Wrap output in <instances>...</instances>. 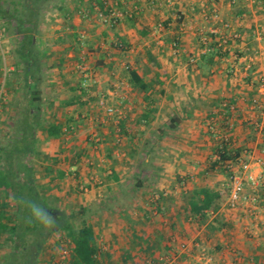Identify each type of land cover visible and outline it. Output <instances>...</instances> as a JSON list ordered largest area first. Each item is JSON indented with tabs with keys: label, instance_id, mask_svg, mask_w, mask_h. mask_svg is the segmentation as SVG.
<instances>
[{
	"label": "crops",
	"instance_id": "crops-1",
	"mask_svg": "<svg viewBox=\"0 0 264 264\" xmlns=\"http://www.w3.org/2000/svg\"><path fill=\"white\" fill-rule=\"evenodd\" d=\"M57 1L51 0L40 25L46 43L39 48L36 42L43 62L35 81L39 88L45 83L46 89H40L36 102L41 103L45 118L37 143L40 159L35 158L42 170H32L36 185L57 214L64 212L57 204L64 194L88 191L89 201L80 202L77 209L88 207L96 213L89 225L106 258L104 264H147V257H157L162 247L175 255L170 243L174 235L165 226L174 230L190 224L191 216L184 213L185 196L195 186L183 183L188 180L190 184L195 173L213 171L208 165L209 150L216 146L211 139L217 134L210 130L211 124L230 128L225 135L232 146L242 149L240 158L251 151L249 159H254L264 150V134L256 130L257 123L264 125V109L252 105L255 97L264 103V0H239L237 10L230 0H154V4L150 0H116L126 13L116 26L98 21V10H107L98 0H67L69 13H60L62 5L57 10ZM214 8L241 38L224 46L228 54L208 68L200 66L207 54L202 51V36L213 39V30L223 27L211 18ZM67 13L68 19H63ZM181 17L187 22L185 28ZM159 23L165 30L155 37L152 31ZM82 32L87 34L84 43L79 38ZM252 56L256 59L248 69ZM84 58L93 74L91 80L79 69ZM3 63L0 58V114L6 109L7 116H0V127L9 125V113L16 106L11 102L17 101L12 96L20 87L14 78L17 64L7 62L5 72ZM48 68L58 71L47 72ZM131 69L138 71L147 89L132 82ZM7 73L12 78L9 89L4 87ZM55 74L59 76H52ZM85 82L89 88L83 86ZM101 100L123 111L119 122L106 114ZM228 101L235 109L227 118L222 108ZM229 168L236 171L235 163ZM157 192L165 197L154 200ZM52 194L57 198L50 197ZM154 208L161 216L149 219L148 210ZM237 209L227 200L220 211L229 223L222 230L223 262L231 264L227 260L231 255L235 264H262L264 237L259 236L264 234V202L259 203L253 218L235 214ZM169 213L173 218L168 222L165 216ZM203 228L205 231L206 226ZM48 245L46 251H50ZM63 250L46 252V256L56 264H69L61 258Z\"/></svg>",
	"mask_w": 264,
	"mask_h": 264
},
{
	"label": "trees",
	"instance_id": "trees-1",
	"mask_svg": "<svg viewBox=\"0 0 264 264\" xmlns=\"http://www.w3.org/2000/svg\"><path fill=\"white\" fill-rule=\"evenodd\" d=\"M89 1L91 3L94 2V0ZM98 1L102 7L107 8L105 0ZM66 2L67 0L55 2L57 10L59 5H64V7L61 6L59 8L60 13L70 12V9L65 7ZM51 3V0H0V27L3 31H11L17 39L16 54L20 59L17 62L15 73L18 75L21 72L23 76L25 74L33 76V67L30 62L34 61L33 57L39 60V55L36 51V49L38 50L36 33L40 32V25L44 20V12L48 6L50 8ZM68 13L64 15L63 19H68ZM130 20L133 23L134 19ZM219 40L220 38L213 34V48L202 56V64L200 66L211 68L216 65L219 59L228 54L224 46L219 45ZM129 73L135 85H139L142 89H147V83L138 71L131 69ZM32 94L33 101L37 102L40 94L39 85L32 89ZM231 106L232 104L228 101L222 108L227 118L233 115ZM232 145L230 137L229 140H223L221 144L217 145L218 158L211 165V169H216L218 166L221 167L223 162L226 163L227 168L230 164L237 163L241 157L242 149L235 148ZM11 167L12 164L10 166L7 163L3 165L0 157V248H7L5 252L0 254V264H56L54 262L55 259L48 256L45 259L43 255L47 252L48 241L57 233L60 235L59 243L61 244L63 240L62 242L64 244L67 243L71 250V264H104L105 258L102 257L101 248L93 227L87 223H84L81 227L75 225L73 219L77 217V214H66L65 212L57 214L55 212L57 209L47 204L45 208L55 219L64 217L69 218V220L60 224L56 222V227L52 229H46L38 225L30 226L24 222V217L28 213L27 209L19 204V198L36 199L32 196L39 194L38 199L43 202V194L37 189L36 178L32 175V167L29 166L26 173L25 170L18 169L15 174L12 173L10 176ZM229 171L231 174L232 170ZM229 194L230 191L216 189L208 185H199L194 188L192 194L185 196L187 207L184 213L194 218L201 226H206V234L212 240L215 233L224 230L229 225L226 221L227 216L220 215V211L227 202ZM32 231H39L42 235L41 240L35 247L32 245ZM151 246L152 244H147L150 249L152 248ZM218 248H221L219 242Z\"/></svg>",
	"mask_w": 264,
	"mask_h": 264
},
{
	"label": "rangeland",
	"instance_id": "rangeland-1",
	"mask_svg": "<svg viewBox=\"0 0 264 264\" xmlns=\"http://www.w3.org/2000/svg\"><path fill=\"white\" fill-rule=\"evenodd\" d=\"M233 5H235V8L237 10L239 8L238 6L241 5V3L239 0H236V2L233 3ZM219 13L221 14L220 11H219ZM221 17H223L222 14H221ZM98 21L101 22L99 19H98ZM225 22L231 23L229 21H225ZM102 25L107 26L106 24H103V23H102ZM262 25H264V23H262ZM262 27H264V26H262ZM1 31H2V28L0 27V32ZM224 31H225V29H224ZM44 35L45 34L42 33L41 31L36 33L37 42L39 43V46H40L39 48L44 46V44L46 43V37ZM261 36H263V35L261 34ZM1 39L4 43V47L6 49V54L8 56L6 61L10 64H12V63L17 64V62L19 61L20 58L16 54L17 39L15 38V35L11 31L10 32L9 31H3ZM39 48H38V50L36 49V51L38 52V55H39V60L36 59V57L32 56L34 61L30 62L31 66L33 67V70H32L33 76H29L30 74L29 75L25 74V76H23L21 72L19 73V75L18 74L14 75V78L17 77L19 79V80L17 79L15 81V82H17L16 86L17 87L20 86L18 88V91L13 93L14 97L12 96L13 100H17V101L11 102V105L13 104L16 106L14 107V110L9 113V120H10L9 125L2 123L1 124L2 127H0V157L2 158V164L3 165H5L7 163L8 166H10L12 164V167H11L10 173H9L10 176L12 173L15 174L18 171V169L25 170V173H26L28 171L29 166L32 167L33 170H35L38 173H41V170H42L41 169L42 166H41L40 161L38 159H35V158L40 159V154H41L37 150V146H38L37 143H38V139H39L38 136L40 134H42L44 131V122H45L44 111H43V107L42 108L40 107V106H42L41 103L36 104V102L33 101V94H32V92H30L28 90V89H34L35 86L38 84L37 81H35V78L38 77L41 62H43L41 59V58H43V54H41L42 50ZM10 51L12 52L11 55H9ZM54 53H55L54 51H51V54H54ZM252 57H254L256 59L255 56H252ZM1 67H3V65ZM50 68H48L47 72H50V71L51 72H57L58 71L57 68H56V70H53V68L51 70H49ZM2 71H4V70H2ZM43 72H46V70L44 69ZM10 74L7 73V75H9V76H7L6 81L4 79V81L6 82L4 87L7 89H9V86H11L10 81L12 80V78H11ZM40 74H41V72H40ZM56 75L57 74L52 75V76H56ZM57 76H59V75H57ZM73 76L77 77V72H75L73 74ZM27 78H28V80H27ZM76 81H77V79L74 78L73 82H76ZM44 86H45V83L41 82L40 89L42 91H43V89H44V91H46ZM83 86L89 88L88 82L86 83V85H83ZM22 87H24L27 91L25 89L23 91L21 89ZM14 98H16V99H14ZM6 111L7 110L5 109V111L3 113H1L0 116H2L4 114H5V116H7ZM1 122H3V121H1ZM224 125H223V129H222V127H219V125H218L215 128L216 132H213L210 129L214 134H217V136L212 137V139H211V142H212L211 144H215L216 146L213 147L212 150H209L210 154L212 156V158L210 159L209 164H208L210 169H211V164H213V162H215V160L218 158L217 145H219L223 142V138L226 137L223 135H225L228 132V130L230 129V128L227 129ZM220 131H222L223 133H221ZM258 132H259V134H264V132H261L260 130ZM219 134L222 137H220ZM253 134H255L254 130H253ZM257 136H258V134L256 133V137L254 140H256ZM233 142H234V140H233ZM236 145H238V144H236ZM243 145L248 146L247 143H243ZM211 146H213V145H211ZM234 147H236V146H234ZM249 154H252V152L250 151ZM249 154H246V157H244V159L251 158V155H249ZM225 164L226 163L223 162V163H221V167L218 166L216 169H211L213 171H211L209 175H207L205 173H201V175L199 173H195V174H197V176H194V178H191V183L189 184L188 183L189 181L187 180L185 183H183V185H190L192 187H194V186L196 187V186H199L200 184L206 183V184L210 185L211 187L214 186V188L217 187L221 190L223 189L226 191H230V188H231L230 176L231 175H230L229 170H232L233 168H229V167L227 168ZM235 167H236V172L241 173L240 171L242 169L240 168V164L235 163ZM12 168H13V170H12ZM193 183H194V185H193ZM178 185H179V183H178ZM13 188H14V186H13ZM245 188H246V194L254 193V189L252 188L251 185L248 184V181H246ZM28 189L30 190L29 187H28ZM37 189L41 190V187H38ZM35 190H36V188H35ZM257 192H258V194H260V196L262 198V202H264V180H263L262 184L260 185V187L258 188ZM87 194H88V191H86V190H85V192L79 191V192H72L69 194H64L63 195L64 197L61 199V201H58V203H57L60 210H63L66 214H71L74 212L77 214V217H75L73 219V222L78 227L83 226L84 223L89 224V221L91 220L92 216L94 214H96L94 212V210L91 212V210H89L88 207L85 209H83V207H80V208H82V210L77 209V207L80 206V202H88L89 201L88 200L89 194L88 195ZM158 195H159V199H157ZM153 196H154V200H156V201L162 200L163 197H165V195L163 193H158V192L156 194L154 193ZM32 197L36 198L37 200L30 198L31 200H34L35 202L42 204L44 207L47 204L52 206V203H47V200L44 197H42L43 202H41L38 199L39 194H35ZM50 197H52L53 199H56L57 194H54V195L52 194ZM261 205H263V204H261ZM236 209L238 210V213H235V214H239V215L244 214L243 216H246L247 218H253L254 217V216L250 215L249 212L246 213L243 210L244 209L243 205H239L238 207H236ZM159 213L160 212H158L157 208L148 210L149 219H153V218L159 216L160 215ZM97 215H98V213H97ZM99 215L103 216L102 213ZM171 215H172V213H169L165 216L166 219H168V222L173 218ZM134 217H135V215H134ZM163 217L164 216H162L161 219H163ZM235 217H237V216H235ZM67 220H69V218L59 217L58 219H56V222H58L60 224L61 222L64 223V221H67ZM156 220H157V218H156ZM189 220H190V224L188 223L189 225L184 226V224H183V225L177 226L176 228H174V230L169 225L165 226L166 227L165 229H169V232H172L173 233L172 235H174L173 239L171 240L170 243L173 246V248H175L176 254L171 256L170 255L171 251L169 252L167 248L165 249L162 247V250H161L162 253L160 255H158L157 257L153 256V255L152 256L149 255V257H147V259H146L147 264H182V263L183 264L184 263L185 264H226V263H228V262H225V263L223 262V257L221 255V251H220L221 248H218V242L220 245V243L222 242L221 239L224 236V234H222L223 232L219 231V232L215 233L214 237H213L214 239L212 240V238L206 234V231H204L203 226H201L194 218L191 217ZM189 227L191 228V231L187 230ZM170 228H171V230H170ZM229 228H232V230H233V226H229ZM184 230H185V233H184ZM54 236L55 237L50 238L51 243L49 242V245H50L49 248H50L51 252L58 251L60 249H69V246H67V243L64 244L62 242L63 240L61 241V244L59 243V241H57L56 245L54 244L55 245L54 246L53 242H55L57 240L56 237L59 236V234L58 233L56 235L54 234ZM254 236L258 237L259 235H257L255 233ZM262 236L264 237V234L259 236V237H262ZM41 238H42V235L39 231H32L31 239H32L33 247H35L39 243ZM59 238H60V236H59ZM164 242L165 241H160L161 245ZM51 244L53 247L51 246ZM157 245L159 246V244H157ZM6 250H7L6 247H5V249L0 248V254L5 252ZM50 251H47V254H49ZM47 256H46V254L43 255V257H45V259L48 258ZM162 257H164L165 259L164 260L161 259ZM63 259L66 260V261L64 260L65 262L70 261L69 256L66 258H63ZM227 260H231L230 261L231 264H235V262H233L234 260L232 259L231 255H230V257H228ZM105 261H106V258L104 259V262ZM262 264H264V261L262 262Z\"/></svg>",
	"mask_w": 264,
	"mask_h": 264
},
{
	"label": "built area",
	"instance_id": "built-area-1",
	"mask_svg": "<svg viewBox=\"0 0 264 264\" xmlns=\"http://www.w3.org/2000/svg\"><path fill=\"white\" fill-rule=\"evenodd\" d=\"M153 4L156 3L154 0H150ZM171 1V0H169ZM231 4L235 3L236 0H230ZM106 7L108 10H103L99 9L98 10V19L106 25H111V26H116L119 24L126 16V13L120 8L118 5V2L116 0H106L105 1ZM106 8V9H107ZM211 18H213L216 21L222 22L223 23V29H225V32H223L222 28H216L213 30L215 34H217L220 37L219 40V45L220 46H227L229 43H233L232 40L237 41L238 39L241 38V34L238 30H235L234 27L232 26L231 23L225 22L221 14L219 13V10L217 8H214L213 11L211 12ZM180 23L183 28L186 27L187 22L185 18L181 17L180 18ZM165 30V26L162 23L157 24L153 31L152 34L155 37L160 36V34ZM229 30V32H227ZM2 32H0V58L3 59V68L4 71L7 72V62H6V49L4 47V43L1 39ZM86 33L82 32L80 33V41L82 43L85 42L86 39ZM203 43V53H207L212 50V42L213 39L212 37L210 38L208 35L204 34L201 39ZM234 44V43H233ZM84 62H82L79 65V69L84 75V78H87L89 80L92 79V72L91 68L88 66L87 62H85V58L83 59ZM195 61V60H194ZM254 62V57H252L249 60V63L247 64L248 69L252 67V63ZM85 81V79H84ZM87 82H85L86 84ZM84 84V85H85ZM101 104L105 105V110L106 114L110 117L116 118L117 122L121 120L123 117V111L116 107V105H113L111 103H106V100H101ZM252 105L257 108V109H264V103L259 97H255L252 100ZM231 109L234 110L235 107L231 106ZM107 119H104V121ZM257 128L256 130H260L261 132H264V125L262 123H257L256 124ZM217 127L216 124H211L210 129L213 132L215 131V128ZM226 136L223 138V140H229L228 135H223ZM237 163L240 164V168L242 169L241 173H238L234 171L231 176H230V194L228 197V203L232 208H236L239 205H245L247 207V211L250 213V215L255 216L256 215V208L258 207L259 203H261L262 198L260 194H258L257 190L262 184L264 180V150L261 155H256L254 159H244L240 158ZM246 181L249 182V184L252 186L254 189V193L252 194H246ZM157 199H159V195L157 196ZM71 255V250L69 249H64L62 251V260L64 261L66 257H70ZM161 259H165L162 257ZM66 261V260H65Z\"/></svg>",
	"mask_w": 264,
	"mask_h": 264
},
{
	"label": "clouds",
	"instance_id": "clouds-1",
	"mask_svg": "<svg viewBox=\"0 0 264 264\" xmlns=\"http://www.w3.org/2000/svg\"><path fill=\"white\" fill-rule=\"evenodd\" d=\"M19 204L27 209V215L24 217V222L27 225H38L46 229L56 227V219L49 213V211L34 200L27 198H19Z\"/></svg>",
	"mask_w": 264,
	"mask_h": 264
}]
</instances>
